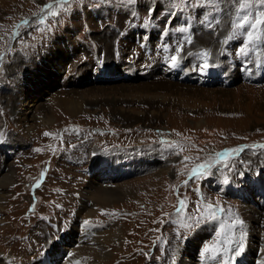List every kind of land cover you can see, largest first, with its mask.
Masks as SVG:
<instances>
[{"label":"rangeland","instance_id":"374dc122","mask_svg":"<svg viewBox=\"0 0 264 264\" xmlns=\"http://www.w3.org/2000/svg\"><path fill=\"white\" fill-rule=\"evenodd\" d=\"M262 19L261 0H0V179L13 175L0 189V259L253 264ZM199 164L213 166L193 177ZM236 220L244 252L204 253L218 235L221 248L239 238ZM80 245L100 254L84 260Z\"/></svg>","mask_w":264,"mask_h":264},{"label":"snow or ice","instance_id":"6c2138e0","mask_svg":"<svg viewBox=\"0 0 264 264\" xmlns=\"http://www.w3.org/2000/svg\"><path fill=\"white\" fill-rule=\"evenodd\" d=\"M61 2H63V0H61ZM261 2L264 3V0H261ZM46 7L52 8L53 6L47 5ZM148 11L152 12L153 9L149 8ZM53 15H55V12H53ZM40 22L42 23L43 20H41ZM256 23L257 24L264 23V19L258 20V21H256ZM236 27L241 28V27H243V25L238 24ZM249 39H251V34H249ZM240 51H241V53H243L246 51V48H241ZM205 55H207V53ZM0 59H2V58H0ZM172 60L174 63L177 62V57H172ZM208 67H209V65L207 63H205L202 66L201 70H206ZM45 135H50V133H45ZM231 151H233V153H234L235 151H243V149H236V150H231ZM219 155H224L225 160L228 159L227 154H218V156ZM184 159L187 160L188 158L185 157ZM212 166H213L212 164H199L196 168H194L192 170V176L196 177L197 175H201V176L205 175L206 173H208L210 171ZM181 203L183 204V201ZM208 207L211 208L212 205H208ZM220 210L222 211L223 209H220ZM213 216H215V213H213ZM243 224H244V221L236 220L235 224L229 226L230 228H234L236 225H240V228H239L240 235H239L238 239L233 240L231 237L224 239L223 240V248H221V236L218 235L216 237V240L213 243L208 244L207 246H205L203 248V252L204 253L212 252L213 253V259H216L221 254V252L223 255H228V253L230 251L233 253V257H239L245 250L244 241H245L246 233L244 232ZM185 226H188V225H185ZM222 231L223 230H221V232ZM232 245H235V246L232 247Z\"/></svg>","mask_w":264,"mask_h":264},{"label":"bare ground","instance_id":"6f19581e","mask_svg":"<svg viewBox=\"0 0 264 264\" xmlns=\"http://www.w3.org/2000/svg\"><path fill=\"white\" fill-rule=\"evenodd\" d=\"M74 45V44H73ZM60 52V51H59ZM67 52V51H66ZM66 54V53H65ZM57 59V58H56ZM60 61V60H59ZM57 67V66H56ZM59 71V70H58ZM53 72V71H52ZM43 73V72H42ZM27 111V110H26ZM43 125V124H42ZM41 126V125H40ZM8 168V167H7ZM11 170V169H10ZM8 172V171H7ZM1 177V176H0ZM2 178V177H1ZM3 179H4V177H3ZM9 179H10V182H11V180L13 179V175L11 174V175H8L7 177H5V182H3L2 181V179H0L1 180V185H0V189L1 188H4L5 187V185H2L3 183H8L9 182ZM0 195H1V193H0ZM258 213V212H257ZM252 216H255V215H252ZM263 218V217H262ZM256 219V218H255ZM254 220V219H253ZM261 222V221H260ZM262 223V222H261ZM263 223H264V221H263ZM76 228V227H75ZM78 228V227H77ZM76 228V229H77ZM79 229V228H78ZM77 229V230H78ZM83 230V229H82ZM82 233V232H81ZM124 232L123 231H119V232H117V238L116 239H118V240H120V235H122ZM257 233V232H256ZM255 233L253 232V235H254ZM262 236H259V238H261ZM79 238V237H78ZM77 237H76V239H78ZM82 238H85V236L84 235H81V239ZM116 239H115V243L118 245L119 244V242H118V240L116 241ZM88 242V241H87ZM120 242H122V241H120ZM259 242V241H258ZM197 243V242H196ZM260 243H261V241H260ZM258 244V243H257ZM57 245V244H56ZM75 245V244H74ZM261 245V244H260ZM106 246H107V244H106ZM78 247V246H77ZM260 247V246H259ZM259 247H257V246H252V248H251V253H250V261L253 263V264H264V248H259ZM70 248V247H69ZM74 251H76V250H74ZM62 252V251H61ZM68 252V251H67ZM248 252V251H247ZM72 253V252H71ZM78 254H79V256H84L85 258H84V260H88V259H90L91 258V256H93V255H95V254H100L98 251H96V249H89V247H87V246H82V245H80L79 246V250H78ZM107 258H104V257H100V262L98 263V264H101V262L102 261H105ZM108 260V259H107ZM186 260V259H185ZM184 259H182V261L179 263V264H192L190 261H185ZM11 261V260H10ZM249 261V262H250ZM0 264H8V262L7 261H5V260H3V259H0ZM85 264H95V263H93V262H89V263H85ZM247 264V263H246Z\"/></svg>","mask_w":264,"mask_h":264},{"label":"built area","instance_id":"2783aa9c","mask_svg":"<svg viewBox=\"0 0 264 264\" xmlns=\"http://www.w3.org/2000/svg\"><path fill=\"white\" fill-rule=\"evenodd\" d=\"M64 44V43H63ZM94 65H95V63H94Z\"/></svg>","mask_w":264,"mask_h":264},{"label":"clouds","instance_id":"9594fccd","mask_svg":"<svg viewBox=\"0 0 264 264\" xmlns=\"http://www.w3.org/2000/svg\"><path fill=\"white\" fill-rule=\"evenodd\" d=\"M27 210H28V208H27Z\"/></svg>","mask_w":264,"mask_h":264}]
</instances>
